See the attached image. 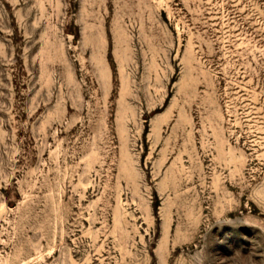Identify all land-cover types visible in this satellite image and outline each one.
<instances>
[{
	"label": "rangeland",
	"instance_id": "rangeland-1",
	"mask_svg": "<svg viewBox=\"0 0 264 264\" xmlns=\"http://www.w3.org/2000/svg\"><path fill=\"white\" fill-rule=\"evenodd\" d=\"M0 264H264V0H0Z\"/></svg>",
	"mask_w": 264,
	"mask_h": 264
},
{
	"label": "bare ground",
	"instance_id": "bare-ground-1",
	"mask_svg": "<svg viewBox=\"0 0 264 264\" xmlns=\"http://www.w3.org/2000/svg\"><path fill=\"white\" fill-rule=\"evenodd\" d=\"M149 17H150V16H149ZM117 20H118V19H117ZM121 24H122V23H121ZM88 27H89V26H88ZM120 27H121V26H120ZM120 27H119V28H120ZM122 33H123V32H122ZM93 34H94V33H93ZM94 36H95V35H94ZM142 37H143V36H142ZM139 38H140V37H139ZM143 38H144V37H143ZM152 38H153V37H152ZM145 39H147V38H145ZM150 40H152V39L150 38ZM142 41H143V40H142ZM144 41H145V40H144ZM122 42H123V41H122ZM140 42H141V41H140ZM140 42H139V43H140ZM148 42H149V40H148ZM125 43H127V42H125ZM128 43H129V42H128ZM128 43H127V44H128ZM149 43H150V42H149ZM127 44H126V45H127ZM145 44H146V43H145ZM126 45H125V46H126ZM129 45H130V44H129ZM140 45H142V44H140ZM152 46H153V45H152ZM152 46H151V47H152ZM149 48H150V47H149ZM124 49H125V48H124ZM124 49H123V50H124ZM126 49H127V48H126ZM128 49H130V48H128ZM124 51H126V50H124ZM126 52H127V51H126ZM122 54H124V53H122ZM153 60H154V58H153ZM157 79H158V78H157V75H156V80H157ZM154 81H155V80H154ZM184 86L186 87V84H185ZM184 86H183V87H184ZM188 88H189V87H188ZM179 91L181 92V90H179ZM185 93H187V92H185ZM182 123H183V122H182ZM182 127H183V126H182ZM181 130H182V129H181ZM164 154H165V153H164ZM169 156H170V155H169ZM164 157H165V156H164ZM123 163H124V162H123ZM126 164H127V163H126ZM121 165H122V164H121ZM125 166H126V165H125ZM123 169H125V168H123ZM120 172H121V171H119V173H120ZM121 174H122V173H121ZM125 174H126V172H125ZM125 174H124V175H125ZM169 174H170V173H169ZM171 174H172V172H171ZM172 175H173V174H172ZM127 176H128V174H127ZM129 177H131V175H130ZM171 178H172V176H171ZM174 178H175V177H174V175H173V178H172V179H174ZM128 179H129V178H128ZM130 179H131V178H130ZM135 179H136V178H135ZM133 180H134V179H133ZM169 180H170V179H168V181H169ZM168 181H167V182H168ZM171 181H173V180H171ZM172 183H173V182H172ZM173 184H174V183H173ZM173 184H172V185H173ZM174 185H175V184H174ZM167 186H168V185H167ZM177 186H178V185H177ZM177 186H176V187H177ZM168 187H169V186H168ZM172 187H173V186H172ZM165 188H166V187H165ZM169 188H170V187H169ZM177 188H178V187H177ZM115 231H116V230H115ZM120 234H121V233H120Z\"/></svg>",
	"mask_w": 264,
	"mask_h": 264
}]
</instances>
